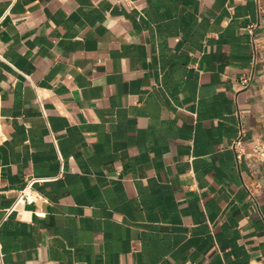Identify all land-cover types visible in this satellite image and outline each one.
<instances>
[{
	"label": "crops",
	"instance_id": "0c3cea01",
	"mask_svg": "<svg viewBox=\"0 0 264 264\" xmlns=\"http://www.w3.org/2000/svg\"><path fill=\"white\" fill-rule=\"evenodd\" d=\"M0 240V264H264V0H0Z\"/></svg>",
	"mask_w": 264,
	"mask_h": 264
},
{
	"label": "built area",
	"instance_id": "2783aa9c",
	"mask_svg": "<svg viewBox=\"0 0 264 264\" xmlns=\"http://www.w3.org/2000/svg\"><path fill=\"white\" fill-rule=\"evenodd\" d=\"M244 83H247V81L244 80ZM239 144H240V139L237 140L235 146H238ZM53 180H55V178H50V179L32 178L28 180L26 188L19 192V194L15 197L10 207L6 209L2 223L9 220L13 215L20 218L23 213L22 207L26 204L33 203L37 199V197L34 195V192L32 191V187L36 183H46L48 181H53ZM2 258H3V247H2L1 240H0V260L1 261H2Z\"/></svg>",
	"mask_w": 264,
	"mask_h": 264
}]
</instances>
